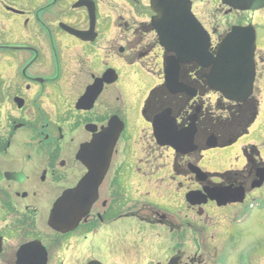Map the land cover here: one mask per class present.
I'll use <instances>...</instances> for the list:
<instances>
[{"label":"flooded vegetation","instance_id":"1","mask_svg":"<svg viewBox=\"0 0 264 264\" xmlns=\"http://www.w3.org/2000/svg\"><path fill=\"white\" fill-rule=\"evenodd\" d=\"M103 1L0 0V18L17 28L0 31V264H219L256 258L253 245L242 251L231 218L264 187V152L244 146L239 167L223 173H209L203 164L209 150L234 143L257 117L264 97V0H183L209 38L212 55L233 30L253 33L254 79L244 102L210 89L209 68L195 63L180 66L177 86L169 91V54L152 25L151 0H105L122 12L117 19L104 15ZM114 29L118 36L109 32ZM132 67L156 71L159 84L140 95L133 82L131 91L133 75L126 70ZM91 142L96 155L114 142L96 199L74 229L58 231L50 225L52 210L87 173L78 154ZM164 159L186 183L187 214L178 221L158 214L145 219L164 240L156 253L147 245L154 258H109L127 236L114 225L136 213L126 186L131 166ZM74 205L63 199L61 208ZM252 207L250 202L244 211Z\"/></svg>","mask_w":264,"mask_h":264},{"label":"rangeland","instance_id":"2","mask_svg":"<svg viewBox=\"0 0 264 264\" xmlns=\"http://www.w3.org/2000/svg\"><path fill=\"white\" fill-rule=\"evenodd\" d=\"M6 1V0H4ZM121 4H117L119 8ZM101 9L104 15H111L113 18H119L120 12L110 9L105 0L101 3ZM102 13V14H103ZM125 15V13H123ZM126 17V15H125ZM107 20V19H106ZM10 20L0 18V31L15 30L10 27ZM117 26V30H120ZM116 29L109 31L115 32ZM108 31L107 27L103 28ZM131 72L130 77L131 91L133 82L138 86V93L142 95L150 88L159 84L157 72L147 73L139 67H132L126 72ZM132 106V104H131ZM131 116H134V109L131 108ZM248 144H255L264 152V97L259 100L258 113L255 121L250 125L246 134L239 137L234 143L224 147L214 148L208 151L204 159V168L209 173H223L227 170L239 167L242 148ZM264 156V155H263ZM131 175L126 177L129 187L128 199L134 216L125 218L114 225L116 233L125 232L126 238L120 249L115 244L111 249L109 258H154L152 253H156L159 244H163L162 232L158 228L148 225L147 220L151 217L165 215L178 221V218L187 214L182 203L183 190L186 183L183 178L177 176L173 170L169 159L157 162L142 161L134 163L130 170ZM263 191V192H262ZM254 195L253 201L240 206L237 215L231 218V224L234 231L241 236L242 251L245 252L246 244L253 245V251L256 258H227L219 264H234V261L246 264H264V187L258 189ZM253 202V207L244 211V206ZM143 218V219H141ZM147 245L153 246L147 251ZM241 251L233 253L239 255ZM221 254H224L223 251ZM112 256V257H111ZM222 259V258H220Z\"/></svg>","mask_w":264,"mask_h":264},{"label":"water","instance_id":"3","mask_svg":"<svg viewBox=\"0 0 264 264\" xmlns=\"http://www.w3.org/2000/svg\"><path fill=\"white\" fill-rule=\"evenodd\" d=\"M150 4L156 14L152 25L158 33L159 44L169 54L164 57L165 84L169 91H173L174 85L177 86L180 66L195 63L200 67L209 68L205 78L210 89L219 92L227 100L244 102L252 91L254 79L253 33L242 36L237 30H233L219 44L215 55H212L208 51L209 38L193 18L187 3L183 0H151ZM93 20V13L90 12V30ZM153 128L155 137H159L158 126L155 123ZM115 139L116 136L114 142ZM188 139L191 140L189 137ZM114 142L103 155L100 152L98 155L93 153V142L81 148L78 158L88 171L76 187L68 190L54 205L50 217L51 227L61 232L72 230L89 211L96 199L97 187L104 173L101 169L107 166ZM158 142L173 144L170 141ZM100 160L102 163H97ZM63 199L73 201L74 207L62 209ZM65 215L67 218L70 217V220L66 221Z\"/></svg>","mask_w":264,"mask_h":264}]
</instances>
